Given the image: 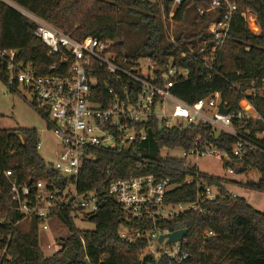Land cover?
Returning a JSON list of instances; mask_svg holds the SVG:
<instances>
[{"label": "trees", "instance_id": "trees-1", "mask_svg": "<svg viewBox=\"0 0 264 264\" xmlns=\"http://www.w3.org/2000/svg\"><path fill=\"white\" fill-rule=\"evenodd\" d=\"M6 1L0 0V49L16 50L19 58L32 64L40 74H58L59 70L51 71L50 67L58 63L59 58L48 54L47 47L33 34L35 23L16 7L76 40L86 36L111 39L115 41L114 49L119 53H124L125 45L119 32L122 23L119 14L122 13L124 18L134 17L132 22L126 24L127 30L136 32L142 26L145 33L134 57L146 55L157 74L171 58L175 65L188 68L192 73L191 78L179 82L171 92L189 104L218 92L222 100L228 101L229 108L235 109L240 96L237 90L231 88V84L245 87L253 80L264 78V0H230L236 4V10L230 22L229 39L220 51L216 73L208 79L196 61L189 58L177 60L178 49L166 39L169 22L165 19L172 11L171 20L179 25H187L174 32L176 43L182 45L199 40L207 22L221 16L220 10H209L211 0H183L173 9L172 0ZM198 10L204 13L200 15ZM244 10L256 14L254 28L250 29L240 16ZM246 47L248 50H245ZM7 77L8 73L1 70L0 80L3 84H6ZM96 88L104 94L102 83ZM10 91L17 90L12 86ZM253 104L264 115V99H256ZM196 138L209 139L216 147L227 152L233 142L224 135L217 136V140L212 139L203 125L164 128L154 120L149 123L146 139L135 144L134 150L124 152V155L111 150H95V161L82 166L77 182L81 193L94 188L98 191L97 210L83 217L93 223L94 228L80 230L75 227L71 212L61 209L53 211L52 215L57 216L67 228L68 235L59 243L60 248L46 257L39 246L36 220L30 221L26 229L16 223L20 216L9 207L12 202L8 182L2 174L10 171L21 184L43 180L62 185L64 179L49 168L39 155L36 149L39 137L35 128L9 130L0 127V247L6 246L9 255L0 264H84V259L89 264H170L166 258L141 261L139 256L146 243L140 236L135 237L132 245L119 238L122 225L140 233L149 225L147 221L129 219L121 213L115 200L105 193L107 178L122 179L147 173L167 176L174 187L167 194L166 202H191L195 199L196 190L193 185L183 183L186 176L182 172L184 160L162 156L160 152L163 149H187ZM239 165H242V169L250 168L258 172L257 181L246 182L244 187L264 193V157L250 153ZM187 172L194 176L192 169ZM220 179L211 176L208 182L220 187ZM201 207L205 211L203 214L188 212L171 221L158 223L169 232L187 230L184 250L188 258L178 264H264V212L254 209L242 198L231 199L228 196L202 203ZM208 231L212 234L205 236L204 233Z\"/></svg>", "mask_w": 264, "mask_h": 264}, {"label": "built area", "instance_id": "built-area-1", "mask_svg": "<svg viewBox=\"0 0 264 264\" xmlns=\"http://www.w3.org/2000/svg\"><path fill=\"white\" fill-rule=\"evenodd\" d=\"M182 1L172 0V9ZM21 10L35 23L33 34L47 47L48 54L58 56V63L51 65L50 70H59V73H38L32 64L22 61L14 49H0V71L8 73L5 87L10 90L15 86L16 90L27 91L29 104L47 119L48 128L59 142L55 161L47 165L64 179V184L55 185L43 180L21 184L10 171H5L2 175L8 182L12 202L9 207L20 216L16 223L36 220L38 229L46 230L53 211H69L80 218L96 211L98 191L94 188L81 193L77 188L80 169L95 161V150H111L121 155L134 150L135 144L146 139L149 123L154 120L164 128L203 125L212 139L217 140L219 135L232 139L229 152L219 149L209 139L196 138L187 149H178L180 156L166 155L184 160L182 172L186 176L183 183L195 187L193 201L167 203V194L174 185L169 177L153 173L107 178L105 192L115 200L124 216L148 222V228L142 233L125 225L119 232V238L131 245L136 236L145 241L146 246L139 256L141 261L166 258L170 264H178L187 259L186 237L169 244L164 243L166 238L159 242L161 235L170 232L158 223L188 212L203 214L202 203L224 196L238 197L228 190L229 185L244 187L246 182L257 181L256 170L242 169L239 164L250 153L264 157V115L253 104L256 99H264V78L253 80L245 87L231 84L240 96L235 109L229 108L228 101L222 100L218 92L189 104L171 92L179 82L188 81L192 76L188 68L175 65L173 58L157 74L146 55L135 58L133 54L119 53L114 49L115 41L108 38L86 36L76 40ZM209 10H220L221 16L207 22L199 40L181 45L175 42L172 27L166 30L167 41L178 49L177 60L196 61L202 66L206 79L216 73L220 51L229 39L236 4L230 0H211ZM198 12L204 13L203 10ZM172 16L170 11L168 19ZM240 16L250 29L255 27L257 17L253 11L244 10ZM100 83L104 85L103 95L96 88ZM220 104L225 113L219 110ZM36 149H40L39 142ZM205 156L219 160L226 174L246 176V180L221 178L220 187L209 183L211 175L200 172L197 166L198 159ZM191 169L194 176L187 172ZM211 234L210 231L204 233L205 236ZM5 247H0V262L9 258Z\"/></svg>", "mask_w": 264, "mask_h": 264}, {"label": "rangeland", "instance_id": "rangeland-1", "mask_svg": "<svg viewBox=\"0 0 264 264\" xmlns=\"http://www.w3.org/2000/svg\"><path fill=\"white\" fill-rule=\"evenodd\" d=\"M153 1V0H152ZM9 2V1H8ZM11 6V2H9ZM15 6V5H14ZM13 6V7H14ZM18 7H16L17 9ZM19 12H22L18 8ZM121 24L119 27L120 37L124 45V53L135 54L137 53L139 46L144 40V31L142 26L138 28L136 32H129L126 24L132 22L134 17L124 18L122 13L119 14ZM168 26L172 27L171 34L187 27L185 24H178L173 20L165 19ZM171 22V23H170ZM141 47V46H140ZM142 53V52H141ZM140 53V54H141ZM142 63L146 64L145 60ZM145 72V69H143ZM30 96L27 91L19 88L17 91L8 90L4 84H0V127L3 129L15 130L19 128L31 127L35 128L38 132L40 149L39 155L46 163H53L56 159L59 151V142L48 128V121L41 116L30 104ZM160 154L162 156H180L181 152L178 149L167 150L163 149ZM197 166L200 172L216 176L220 178H226L229 181H244L246 176H239L238 174L228 175L226 174L223 164L212 156L201 157L197 161ZM228 190L235 192L239 198L246 201L248 205L254 209L264 212V193L256 189L249 187H240L236 185H229ZM72 220L76 228L80 230H92L94 224L80 218L78 215L72 214ZM19 225L26 229L30 226V223L23 220ZM48 229L42 230L39 228V246L43 254L48 257L51 256L56 250L60 248L59 243L62 239H65L68 235L67 228L61 223L59 218L55 215L47 220Z\"/></svg>", "mask_w": 264, "mask_h": 264}, {"label": "water", "instance_id": "water-1", "mask_svg": "<svg viewBox=\"0 0 264 264\" xmlns=\"http://www.w3.org/2000/svg\"><path fill=\"white\" fill-rule=\"evenodd\" d=\"M4 1H6V0H4ZM6 2L9 3L8 1H6ZM9 5H11V4L9 3ZM219 110L221 112H223V113L226 112V110L223 108L222 104L219 105ZM186 235H187V230L186 229H179V230H176V231L161 235L158 240H159V242H161L164 238H166L164 243L165 244H169L171 242L179 241L180 239L186 237ZM83 263L84 264H89L87 259H84Z\"/></svg>", "mask_w": 264, "mask_h": 264}]
</instances>
